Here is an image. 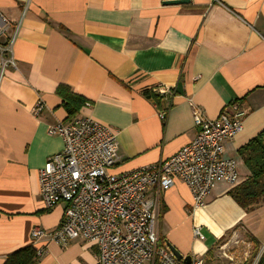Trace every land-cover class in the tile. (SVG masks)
I'll return each instance as SVG.
<instances>
[{
	"label": "crops",
	"instance_id": "1",
	"mask_svg": "<svg viewBox=\"0 0 264 264\" xmlns=\"http://www.w3.org/2000/svg\"><path fill=\"white\" fill-rule=\"evenodd\" d=\"M164 1L0 0L9 21L0 42L13 37L15 61L0 76V264L31 245L32 227L50 231L62 220L64 203L46 208L38 193V169L62 148L47 133L57 121L87 115L114 129L118 159L107 171L118 173L168 158L194 137L189 100L211 118L235 101L242 128L223 141L222 155L236 161L238 183L249 175L238 148L264 130V0ZM157 85L172 95L157 94ZM60 86L84 99L73 116ZM234 186L217 180L193 208L175 178L159 194V245L204 264L228 235L263 243L264 202L244 210L228 193ZM33 246L45 250L35 264H94L98 255L80 236Z\"/></svg>",
	"mask_w": 264,
	"mask_h": 264
},
{
	"label": "built area",
	"instance_id": "2",
	"mask_svg": "<svg viewBox=\"0 0 264 264\" xmlns=\"http://www.w3.org/2000/svg\"><path fill=\"white\" fill-rule=\"evenodd\" d=\"M8 27L9 21L0 13V35ZM12 39L0 42V76L15 67ZM153 91L161 96L173 93L164 85ZM189 104L196 131L188 143L168 158L118 173L107 171L118 159L114 129L87 115L48 125L47 133L59 136L62 148L38 169V193L46 208L63 202V217L50 231L32 227L30 244L47 238L63 247L80 236L96 244L94 264H203L201 258L185 263L158 244L159 194L179 179L188 186L195 208L204 205L217 180L236 185V161L222 155L223 141L241 130L245 112L234 101L211 118L192 100ZM41 107L38 100L34 112ZM159 115L164 118V112ZM192 232L203 238L197 226ZM44 252L36 248L38 258Z\"/></svg>",
	"mask_w": 264,
	"mask_h": 264
},
{
	"label": "trees",
	"instance_id": "3",
	"mask_svg": "<svg viewBox=\"0 0 264 264\" xmlns=\"http://www.w3.org/2000/svg\"><path fill=\"white\" fill-rule=\"evenodd\" d=\"M58 93L63 97L70 116H73L84 104V99L74 95L64 86L58 87ZM238 153L249 170V175L228 193L244 210L249 211L264 202V130L240 146ZM250 241L255 246L259 245L254 238H250ZM37 260L36 248L29 245L9 254L2 264H35ZM255 264H264V250Z\"/></svg>",
	"mask_w": 264,
	"mask_h": 264
},
{
	"label": "rangeland",
	"instance_id": "4",
	"mask_svg": "<svg viewBox=\"0 0 264 264\" xmlns=\"http://www.w3.org/2000/svg\"><path fill=\"white\" fill-rule=\"evenodd\" d=\"M236 234L228 235L220 241L214 248L218 258L205 259L204 264H255L264 250V242L255 246L243 232Z\"/></svg>",
	"mask_w": 264,
	"mask_h": 264
},
{
	"label": "water",
	"instance_id": "5",
	"mask_svg": "<svg viewBox=\"0 0 264 264\" xmlns=\"http://www.w3.org/2000/svg\"><path fill=\"white\" fill-rule=\"evenodd\" d=\"M183 1H185V0H166L164 2H167V3H179V2H183ZM166 246L169 248V250L173 253V255L177 259L182 260L185 263H188L190 261L188 256H183L172 245L167 244Z\"/></svg>",
	"mask_w": 264,
	"mask_h": 264
}]
</instances>
